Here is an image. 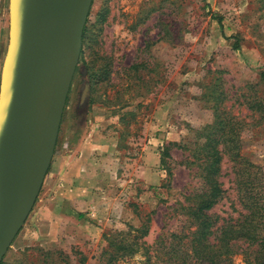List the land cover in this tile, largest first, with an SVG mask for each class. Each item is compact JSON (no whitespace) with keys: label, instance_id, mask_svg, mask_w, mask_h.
<instances>
[{"label":"rangeland","instance_id":"374dc122","mask_svg":"<svg viewBox=\"0 0 264 264\" xmlns=\"http://www.w3.org/2000/svg\"><path fill=\"white\" fill-rule=\"evenodd\" d=\"M85 30L50 167L4 264H107V239L143 225L150 264H166L159 242L210 191L208 164L216 229L264 210V0H94ZM237 244L229 263L256 264L258 246Z\"/></svg>","mask_w":264,"mask_h":264},{"label":"water","instance_id":"95a60500","mask_svg":"<svg viewBox=\"0 0 264 264\" xmlns=\"http://www.w3.org/2000/svg\"><path fill=\"white\" fill-rule=\"evenodd\" d=\"M94 0H76L69 17L59 16L30 0H10L9 45L0 86V264L28 218L50 167L69 84L53 125L46 158L35 168L25 166V127L43 79L64 58L78 64L83 35ZM42 26L61 32L56 47L33 52L32 32ZM73 73V72H72Z\"/></svg>","mask_w":264,"mask_h":264},{"label":"trees","instance_id":"16d2710c","mask_svg":"<svg viewBox=\"0 0 264 264\" xmlns=\"http://www.w3.org/2000/svg\"><path fill=\"white\" fill-rule=\"evenodd\" d=\"M204 169L211 174L207 175L208 180L213 182L210 191L202 192L196 196L194 204L183 207V212L188 217L187 224L179 235L171 234L176 241L173 239L169 241V246L166 247V244L160 241L157 251L161 249V254L168 256L166 264H231L229 261L238 254L235 251L237 243L243 241L250 247L258 246L255 261L256 264H264V238L258 232L263 225L264 210L259 209L254 203L255 206L252 204L249 207L250 214L243 221L237 225L226 224L216 229L214 216L207 212L219 202L222 189L219 182L213 179L215 169L209 164ZM130 230L125 236L120 237L119 233L116 239H107V245L103 251V256H107V264H118L120 261L133 257L141 249L147 257L146 263L150 264L152 258L150 248L142 242L143 238L149 234V229L143 225L139 229L131 228ZM218 232H221L220 236H216V242L210 244L209 238ZM1 264L4 262L2 261Z\"/></svg>","mask_w":264,"mask_h":264},{"label":"bare ground","instance_id":"6f19581e","mask_svg":"<svg viewBox=\"0 0 264 264\" xmlns=\"http://www.w3.org/2000/svg\"><path fill=\"white\" fill-rule=\"evenodd\" d=\"M30 4L64 17H69L76 8V0H30ZM60 40L61 32L56 28L42 26L35 29L32 32L34 55H43L49 47H56ZM72 72V59L64 58L41 82L25 127V166L29 169H35L48 155L53 125Z\"/></svg>","mask_w":264,"mask_h":264},{"label":"crops","instance_id":"0c3cea01","mask_svg":"<svg viewBox=\"0 0 264 264\" xmlns=\"http://www.w3.org/2000/svg\"><path fill=\"white\" fill-rule=\"evenodd\" d=\"M5 1L0 0V74L2 76V70L5 63L7 52L5 51V36H7V19L5 10ZM7 29V30H6ZM9 39V36H8Z\"/></svg>","mask_w":264,"mask_h":264}]
</instances>
